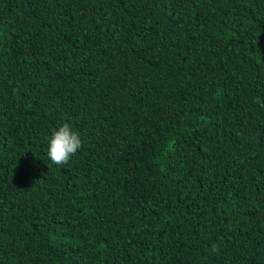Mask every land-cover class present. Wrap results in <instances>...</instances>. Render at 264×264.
I'll return each mask as SVG.
<instances>
[{
	"label": "trees",
	"instance_id": "1",
	"mask_svg": "<svg viewBox=\"0 0 264 264\" xmlns=\"http://www.w3.org/2000/svg\"><path fill=\"white\" fill-rule=\"evenodd\" d=\"M0 264H264V0H0Z\"/></svg>",
	"mask_w": 264,
	"mask_h": 264
},
{
	"label": "clouds",
	"instance_id": "2",
	"mask_svg": "<svg viewBox=\"0 0 264 264\" xmlns=\"http://www.w3.org/2000/svg\"><path fill=\"white\" fill-rule=\"evenodd\" d=\"M81 146L82 140L79 134L73 131L69 124L65 123L57 130L53 131L48 142L47 155L52 164L64 165L76 155L78 149H80ZM212 251L218 253L219 246L213 244Z\"/></svg>",
	"mask_w": 264,
	"mask_h": 264
}]
</instances>
